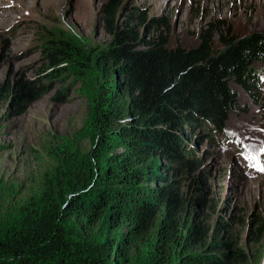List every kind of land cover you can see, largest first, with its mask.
Wrapping results in <instances>:
<instances>
[{"label": "trees", "instance_id": "1", "mask_svg": "<svg viewBox=\"0 0 264 264\" xmlns=\"http://www.w3.org/2000/svg\"><path fill=\"white\" fill-rule=\"evenodd\" d=\"M132 8L126 0L104 4L111 40L100 53L103 80L91 86L93 148L85 154L64 148L39 197L0 227V264H128L134 242L147 233L155 238L143 264L247 263L234 243H205L210 230L191 214L197 200L179 196L156 169L160 160L180 163L191 155L182 153L173 127L204 129L213 146L228 138L227 120L239 106L230 84L257 100L264 68L255 65L264 66V32L244 38L221 33L216 47L209 25L197 45L172 48L159 29L141 35L135 24H145L144 15ZM59 63L54 53L51 65L60 68ZM8 90L22 111L40 88L19 80L11 89L0 86V93ZM155 128L167 131L150 132ZM159 210L156 226L152 215ZM220 246L230 252L212 251Z\"/></svg>", "mask_w": 264, "mask_h": 264}, {"label": "rangeland", "instance_id": "2", "mask_svg": "<svg viewBox=\"0 0 264 264\" xmlns=\"http://www.w3.org/2000/svg\"><path fill=\"white\" fill-rule=\"evenodd\" d=\"M105 1L0 0V86L11 89L22 80L40 88L35 99L18 103L25 104L22 111L9 90L0 93V227L17 220L21 208L39 197L64 148L85 154L94 146L91 86L103 80L100 53L111 40L103 22ZM126 2L144 15L145 24H135L140 34L154 36L159 29L172 48L197 45L209 25L216 47L221 33L244 38L264 32V0ZM160 22L165 24L161 29ZM54 53L60 68L51 65ZM255 67L264 68L259 63ZM259 75L257 100L230 84L239 106L227 120V139L213 146L204 129L173 127L182 153L191 155L180 163L160 160L156 169L179 196L197 200L191 214L196 224L210 230L205 243L236 244L246 264H264V69ZM166 131L150 130L157 135ZM187 163H193L190 170L184 167ZM193 180L202 192L194 189ZM161 215V210L152 215L154 225ZM154 238L147 233L137 239L128 264H143ZM213 250L230 252L221 246Z\"/></svg>", "mask_w": 264, "mask_h": 264}, {"label": "snow or ice", "instance_id": "3", "mask_svg": "<svg viewBox=\"0 0 264 264\" xmlns=\"http://www.w3.org/2000/svg\"><path fill=\"white\" fill-rule=\"evenodd\" d=\"M260 170H261V171H264V167H261Z\"/></svg>", "mask_w": 264, "mask_h": 264}]
</instances>
